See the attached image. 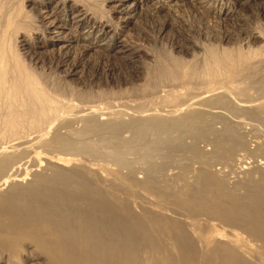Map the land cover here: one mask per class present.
Here are the masks:
<instances>
[{
    "label": "bare ground",
    "instance_id": "obj_1",
    "mask_svg": "<svg viewBox=\"0 0 264 264\" xmlns=\"http://www.w3.org/2000/svg\"><path fill=\"white\" fill-rule=\"evenodd\" d=\"M106 2L108 14L99 15V12L89 7L84 0H0V138L2 136L12 140L19 134L22 136L23 132L34 136L32 140L20 138L21 141L14 142L13 139L14 143L0 146V264H11L17 256V247L28 241L29 237L13 233L18 226L24 225L22 219L26 215L33 214L37 217L33 223L37 226L38 246L43 230L47 231V235L59 240L72 234L74 245L66 246L64 251L60 250L59 256L50 259L53 264H133L137 259L135 260L133 257L136 256L129 253L132 247L128 241L131 239L129 237L131 232L126 235L127 237H119L123 234L121 230L127 227L122 228L119 224L121 217L119 218L118 215L122 213L121 208L118 210L114 201L101 208L100 201L107 198L103 197V193L98 188H94L95 182L89 183L90 179L87 180L85 177L82 180L79 173L74 170L76 165L73 170L70 167L71 171L68 168L71 163L77 164L78 159L74 155L86 153L95 157L103 156L127 165V154L137 152L138 155L140 150L145 149L143 155L140 153L139 156H144L145 158L142 159L147 160L146 164L149 166L148 164H152L150 160L153 153L161 150L168 152L165 154L162 151L163 156L169 154L168 156L171 157L179 151L189 149L193 152V155L191 154L193 158H204L206 154L201 152L197 143L202 139H211L216 147L214 155L223 160H230L245 141L239 129L241 125L239 126L237 121L232 122V118H228L229 115L215 111L216 108L225 109L235 115L250 111L256 105L264 106V80L257 81L262 85L258 90L262 94L255 98L251 97L254 94L247 93L246 81L250 80L252 75L263 73L264 58L261 57L264 55H259L257 59L249 58L241 53L235 54L229 49L221 51L209 49L206 52L207 56L204 59L201 57L203 61L199 62L195 59L197 62L189 64L178 62L177 56L175 59L171 56L172 59L168 62L163 58L157 60V67L153 68L154 70L149 68L151 75L145 83L147 93L141 98L138 97L139 99L126 98V101L110 100L95 104V101L91 103L89 100L90 97L93 98L91 94L77 93L74 87L69 85V88L68 84L62 82L66 79L62 78V81L55 82L49 80L52 77L49 76L48 79L45 69L47 65L57 66L56 68L64 73L68 83L79 80L82 70L78 63L71 64L70 58L73 54L80 57L93 54L105 56L109 60L124 63L138 74H149L150 72L145 71V60H150L152 53L146 50L143 52L138 46L136 47L134 45L136 40L132 38L133 30L140 22L138 16H152L155 19L164 11L188 4L194 5V8L198 6L215 11L220 16L237 14V17L243 14L244 8H264V0H106ZM215 6L220 8L217 10ZM243 24L246 25L247 22ZM256 29L252 28L249 35L253 36V40L263 39L264 34L259 30L260 28H258L260 32ZM257 49L258 47H255L254 52ZM241 50L243 52V49ZM57 56L60 60L56 65L54 57ZM144 90L142 88V91ZM73 95L79 97L76 100L69 97ZM156 100H160L161 104L168 107L164 110L166 112L156 110L162 106L156 104ZM151 102H155L152 109L150 108L151 112L149 108L140 109L147 104L151 107L153 105H150ZM155 105L159 106L155 107ZM116 106L120 109L114 110L113 107ZM131 109L135 110V113ZM69 111L80 114L78 116L76 114L75 118L85 112L91 116L83 118L85 123L82 128L72 127L69 131L66 130V133H61L59 131L61 128L59 132L55 129V133L50 132L49 136H52L47 137L48 129L60 120L65 123L67 129L69 128L68 124L74 118L71 117L72 112L71 115L68 114ZM124 116L132 118L126 121L127 119H123ZM219 120L224 122V127L222 130H215L213 123L220 122ZM124 127L133 128L134 136L127 140L119 138L120 141H117L118 132ZM92 132L101 136L99 142H96L97 140L93 142L88 137ZM187 136L193 140V143L190 142L192 144L190 147L185 143ZM229 142L232 148L225 151V145ZM37 143H41L42 149H37L40 147ZM107 145L111 146L110 150H107ZM55 149L64 153L52 154ZM19 150L22 152L18 153ZM25 158L29 159L24 160ZM30 159L35 168H30L31 165H28ZM199 160L201 161V158ZM45 163L48 165L45 167L53 169L52 171L49 168V172H53L51 175L49 172H46L48 176L46 173L45 176L34 172L38 166L43 168ZM11 167L14 168V172H9ZM39 167L38 169H41ZM150 167L149 169L152 170L153 167ZM23 168L25 173L20 172ZM49 169L45 168V171ZM29 174H32L33 178L31 177L32 180L30 179L29 184L25 185L24 180ZM78 183L85 186V189L92 184L95 190L84 196L86 207L72 210L75 204L72 203L74 205L71 207V199L64 198L67 193L63 192L64 190L66 192V189L76 188ZM7 185L10 186L8 190ZM82 185L76 190L82 189ZM4 188L6 190H3ZM7 195L12 197L8 198ZM263 195L264 188L262 190L259 188L258 192H252L248 199L255 198L256 201L262 202ZM30 202L31 208L28 207ZM106 202L108 203V200ZM62 204L66 214L70 208V212L73 213L71 217L65 213L68 218L62 213L61 216L56 215L57 210L62 209L58 206ZM99 208L104 209V213L102 210H100L102 213H97L96 209ZM26 209H31V212ZM121 216L124 218L122 214ZM27 220L31 219L28 217ZM74 227L79 230L71 231ZM97 237L101 240L99 246L96 244ZM186 244L185 241L178 243L177 247L182 251L180 258L187 264H198L193 251L188 250L190 253L188 254L187 248L191 249V246ZM227 247L223 254L231 255L235 264H252L249 259L247 261L245 257L242 258L234 247ZM211 255L208 260H200L199 264H212ZM154 256L153 254L149 257L145 263L177 264L180 260L175 259L168 252L162 254L158 262L153 261ZM37 262L33 264H38Z\"/></svg>",
    "mask_w": 264,
    "mask_h": 264
},
{
    "label": "rangeland",
    "instance_id": "obj_2",
    "mask_svg": "<svg viewBox=\"0 0 264 264\" xmlns=\"http://www.w3.org/2000/svg\"><path fill=\"white\" fill-rule=\"evenodd\" d=\"M84 1L88 3L87 5L89 7L94 8L97 13L99 12V15L108 14L106 0ZM214 8H217V6ZM219 8H217V10ZM169 10L170 11H164V13L159 15L160 18L158 16L155 17V19L152 18V16H138L140 22L133 30L132 38L134 37L133 39L136 40L134 42L135 44H133L136 47L138 46L139 49H142L143 52L146 50L152 53L150 54L152 58L150 60H145L148 62H145V71L146 73L150 72L149 74H138L129 66L124 65V63L109 60L105 56L93 54L80 57L79 55L73 54V57L70 58L71 64L75 62L78 63L82 70L79 80L75 83L69 82V84L67 78L64 77V73L59 71V68H56L57 66L55 67L54 65H47L45 67L48 79L49 76L50 78L52 77L49 80H53V82L66 79L62 82L68 84L69 88V85H71L77 93L91 94L93 98L91 99L90 97V102L99 104V102L103 103L110 100L120 101L122 99L126 101L129 98L139 99L138 97H143L147 93L145 83L149 79V75H151V70L157 67V62L161 58L168 62L170 59H175L177 56V58L180 59L177 61H182V64H189L194 61L197 62L198 60L201 62L207 56L206 52L212 48L218 51L229 49L235 52V54L241 53L247 57L249 56V58L255 57V59H257L259 55H264V51H262V49H264V36L263 39L253 40V36L249 35L252 28H257L256 31L260 28L259 30L264 34V8H244L245 11L243 14L241 13L242 17H237V14H221L220 16L215 13V11L209 9L206 10L198 6L194 8L192 4H188L187 6L183 5V7L181 6L174 9L171 8ZM243 19H246V21L243 22ZM246 22L247 24L244 25L243 23ZM251 42H253V44ZM255 47H258V49L254 52ZM259 47H262V49ZM241 49H243V52ZM158 54L160 55L159 57ZM48 56L52 55L48 54ZM153 58L155 62L152 60ZM261 58H264V56ZM52 59L53 58H51V60ZM195 59H197V61ZM58 60H60L58 56L54 57V63L56 65ZM149 68H151V70ZM262 74H264V70L263 73L260 72L257 74L258 76L252 75L250 80H246L247 93L250 95L254 94L251 97H259L262 94L258 92L262 85L257 82L259 79L264 80V75ZM142 88L146 91H142ZM69 97H73L76 100L79 96L73 95ZM75 102L77 103L78 101ZM154 103L155 102L150 103V105L153 104L151 107H148L147 104L140 109L147 110L149 108L150 111ZM156 104L162 106L161 108L159 107L160 109L154 108V110L166 112L164 110L168 109L165 104H161L160 100H156ZM159 105H155V107ZM113 108L114 110L120 109L119 106ZM121 108L125 109V107L122 106ZM131 110L135 113V110ZM214 110L215 108H213L212 111ZM215 111L225 115H231L230 117L228 116V118H232V122L236 123L237 121V124H239V126L241 125L239 129L245 141L244 144L241 145L242 147L239 145L238 151L236 150L234 156L231 157L230 160H223L214 155L216 147L211 139H202L197 143L201 152L203 151L202 153L206 154L204 158H193V152H190L192 150L188 149V147L192 145L191 143H193V140L187 136V138L185 137V143L188 145V150L184 149L185 151H179L173 154V156L170 155L172 158L168 156L169 154L163 156L165 153L163 150L155 151L153 153L154 155H152V160H150L152 164H148L149 166L146 164L147 160H143L145 157L139 156L140 153L143 155L145 149L140 150L138 155L137 152L136 154L134 152L129 155L127 154V165L107 159L103 156L95 157L94 155L86 153L74 155L78 159L77 164L71 163L69 167V164L67 165V167L69 169L71 167L72 170L76 165L74 170L79 173L82 180H84L83 178L85 177L87 180L90 179L89 183L91 181L95 182L93 183L94 188H98L101 193H103V197L107 198L100 201L101 208H105V205H110L109 203L113 201L118 210L121 208L120 212L122 211L121 214L124 218H122L121 214H119L120 216L118 215L119 218L121 217L119 224H121L120 226L122 228L124 226L127 227L121 230L123 234L119 237H125L131 232L130 234L132 237L129 234L131 239L128 241H130L129 243L132 247L129 253H131L132 256H136L133 257L135 260L137 259L133 264H144L153 254L155 255L153 261L158 262V260L162 258V254L167 252L175 257V259H180L177 261V264H187L185 260L184 262L183 259L180 258L182 256V251L177 247L180 241H185L191 246V249L187 248V251H193L192 253L196 255V263L198 264L200 260H208L210 254H212V264H235L231 255L223 254L227 246L234 247L242 258L245 257L247 261L249 259L252 264H264V201L259 202L256 201L255 198H253L254 200L251 198L248 199V196L251 195L252 192L256 193L259 188L260 190L264 188V106L256 105V107H252L250 111L239 112V115L237 113L234 115L222 108H216ZM71 112L69 111L68 114L71 115ZM76 114L77 116L80 115L74 111L71 117L76 116ZM82 114L83 117H76L78 120L75 117L72 119L73 121L68 124V129L67 126L64 125L65 123H62V120L58 123H54L53 126L48 129L47 137H51L52 135L49 136V134L50 132L51 134H53V132L55 133V129L57 132L66 133V130L69 131L72 127L75 129L82 128L85 123V119L83 118H87L90 115L87 114V112ZM84 114L86 116H84ZM131 118L130 116L123 117L124 120L127 119L126 121H129L128 119ZM219 121L220 122L215 121V123H213V128H215V130H222L224 127V122L222 123L221 120ZM60 128L61 130H59ZM123 129H120L118 132L117 141L119 138L120 140L133 138L135 133L133 132V128L130 127L131 131L129 127H124ZM98 135V133L92 132L88 137L91 138L93 142L96 140V142H99L101 136L99 135L100 137H98ZM33 137V135L29 136L28 132H23L22 136L19 134L17 138L15 137L13 138L14 140H12L18 142L22 139L32 140ZM115 139H113V141H116ZM12 140L1 136L0 146H7L14 143ZM227 144L225 145V151L232 148L230 142ZM35 146L36 144L34 147ZM37 146L41 147V143ZM40 147H37V149H42V147ZM110 147L111 146L108 147L107 145V150H110ZM21 152L22 150L18 153ZM58 153L63 154L64 152L55 149L52 154ZM166 153L168 152L166 151ZM24 155L26 154L24 153ZM166 157L168 158L166 159ZM209 157L211 158L209 159ZM215 157L217 158L215 159ZM199 158H201V161ZM27 159L25 158L24 160ZM31 159L28 163V165H31L30 168L33 167V161ZM45 165L48 166L47 163H45L42 166L43 168L38 166L41 169L37 167V170L34 172L45 175V173L49 172L51 169V167H45ZM150 166L153 167L152 170L149 169ZM45 168L50 169L45 171ZM78 168L79 170H77ZM42 169H44L45 172ZM13 170L14 168H9V172ZM51 170L53 171V169ZM20 172L25 173L24 168L21 169ZM51 172H49V175H51ZM47 174L48 173H46V175ZM31 177L33 178L32 174H29L24 180L25 183H23L25 185L29 184L28 181L30 179L32 180ZM78 185H80V183L75 187L79 188L82 184L79 187ZM8 186L9 185L6 187L7 190L10 187ZM83 187L78 190H76V188H74L75 190L66 189V192L65 190L64 192L61 190L64 194L67 193V196L65 195L64 198L69 197V200L71 199V207L75 204L72 210L79 207H86V205H84V196L86 193H90L91 190H95L92 184L90 187H87V189H85V186ZM6 188L3 190H6ZM74 194L76 195L74 196ZM7 197L11 198L12 195H7ZM64 200L60 201L64 202ZM106 200H108V203ZM104 201L105 203H103ZM72 203L74 204L72 205ZM123 205L125 206L122 207ZM60 206L62 207L63 204L59 205L58 208ZM28 207L31 208V202ZM63 208L64 207H62L61 210H57L56 215L61 216L60 213L66 214ZM26 210L31 212V209ZM53 210L56 211L54 208ZM97 210L98 209H96L97 213H104L105 211L100 208L98 211ZM100 210H102V212ZM66 215L69 217L73 215V213L70 212V208ZM66 215L65 218H68ZM28 217L31 220L26 221ZM36 218L35 214L31 216L26 215L25 218L22 219L24 225L18 226L15 229L13 234L27 236L29 239L25 244H20L17 250L15 249L17 256L11 264H33L37 261H39L37 262L38 264H53L50 259H53L54 256H59L60 250L64 251L66 246L74 245L72 234L64 236L59 240L47 235V231L45 232L43 230L38 246L37 226L33 223V220ZM125 220L127 221L126 223ZM131 222L136 226L133 227ZM78 230L79 229L76 227L71 228V231ZM96 244L97 246L101 244V240H99L98 237L96 238ZM188 254H190L189 251Z\"/></svg>",
    "mask_w": 264,
    "mask_h": 264
}]
</instances>
